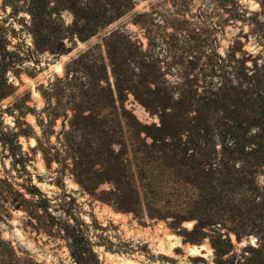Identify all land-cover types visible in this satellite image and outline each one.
Returning <instances> with one entry per match:
<instances>
[{
    "label": "trees",
    "instance_id": "1",
    "mask_svg": "<svg viewBox=\"0 0 264 264\" xmlns=\"http://www.w3.org/2000/svg\"><path fill=\"white\" fill-rule=\"evenodd\" d=\"M7 1H3V6L10 8L6 16H16L22 10L29 14L34 51L39 53H66L70 47L65 45V38L72 41L70 37L76 35L84 40L127 11V5L113 7L112 1L102 6L96 0ZM259 1L264 7V0ZM64 9L73 15L69 26L59 17ZM3 22L2 17L0 101L15 91L8 72H19L24 60L35 54L29 48L24 52L11 45L8 35L11 26H4ZM262 26L263 34L259 37L264 41ZM17 45L23 48L21 43ZM104 45L114 90L100 83L104 80L107 84L103 62L98 64L101 71L98 84L88 85V71L97 62L94 48H89L65 65L64 77H55L40 91L45 102L40 112L45 114L46 124L60 114L67 118L68 110L67 134L85 130L87 134H81L85 138L93 136L92 131L103 133L98 146L104 147H90L88 151L79 147L78 152L70 155L73 163L80 160L81 165H89L95 158L100 165L98 170H81L75 175L77 182L87 191L107 183L109 186L102 193L108 195L105 199L118 211L136 214L144 209L149 219L172 217L178 220L179 227L181 221H194L192 228L185 230L195 235L191 242L205 236L211 238L216 233L218 243L210 242L217 258L214 264H264V48L255 54L245 51L242 58L226 59L214 54L216 60L209 64V69L205 64L199 65L197 72L190 71L196 57L189 56L185 61L181 58L178 62L181 69L172 68L177 80L170 82L159 67L160 57L145 54L127 34L113 30L104 38ZM184 62L192 66L186 69ZM77 65L85 68V72ZM76 72L82 73L81 77ZM75 80L78 84H72ZM86 85L85 93L81 92V86ZM128 92L156 120L143 122L126 109ZM29 100L30 93L23 92L4 108L0 107L2 153L10 158L15 173L22 174L25 180L16 182L3 169L0 209L6 211V204L14 203L29 218H44V226L56 229L64 240L74 264H104L88 236V224L79 219L70 223L55 216L49 198L31 182L26 165L33 160L40 141L25 119L30 113L39 120V114L27 104ZM101 109L105 112H100ZM3 113L13 117L12 126L4 122ZM20 137L34 138L36 144L24 150ZM95 143L98 139H88L89 146ZM64 153L41 150L46 165L52 161L60 165V175L68 169L70 159ZM83 174L90 176L87 182L78 180ZM2 211L0 220L5 216ZM230 234L238 243L249 237L254 242L234 252ZM224 255L230 256L225 262ZM196 258L203 263V258ZM0 264L40 263L29 256L17 255L11 244L0 237Z\"/></svg>",
    "mask_w": 264,
    "mask_h": 264
},
{
    "label": "rangeland",
    "instance_id": "2",
    "mask_svg": "<svg viewBox=\"0 0 264 264\" xmlns=\"http://www.w3.org/2000/svg\"><path fill=\"white\" fill-rule=\"evenodd\" d=\"M3 1L8 2L0 0V18L3 17L4 26L8 24L11 26L9 30L13 28V31L8 30L11 45L17 46L24 52L29 48L35 54L24 60L19 72H8L9 78L15 85V91L0 101V107L4 108L23 92L30 93L27 104L39 114V120L37 122L35 116L30 113L25 119L34 129L40 143L37 145L38 151L31 157L33 160L26 165V168L31 174V182L49 198L51 212L58 218L67 219L70 223L75 219L87 223L88 236L104 264H214L217 258L210 242L214 240L218 243V240H215L216 233H212L211 238L205 236L197 242H191L190 239L195 235L186 233L185 230L192 228L194 223L192 220L181 221L179 227L178 220L172 217H167L165 220L149 219L144 209H139L136 214L118 211L112 202L105 199L108 195L102 193L108 188L107 183L100 184L95 190L91 188L90 190L93 191L85 190L77 182L75 175L86 168L98 170L100 165L96 163L95 158L91 159L93 161L89 165L88 163L81 165L80 160L73 163L70 155L78 152L79 147L82 151H88L90 147H104L102 144L98 146L103 133L98 130L92 131L93 136L85 138L81 135L87 134L85 130L81 133L67 134L70 131L68 110L67 118L60 114L50 124H46L45 114L40 112L45 106L40 91L55 77H64L65 65L89 48H94L97 67H92L88 71V85L98 84L101 75L98 64L103 62L106 67L107 84L104 80L100 83L106 88L109 85L114 90V79L104 45V38L113 30L127 34L145 54L158 55L159 67L163 73L166 72L165 76L170 82L177 80L172 68L181 69L178 65L181 58L185 61L189 56L196 57L194 69H190L194 72L199 65L205 64L206 69H209V64L216 60L214 54L226 59L242 58L246 55L245 51L255 54L264 48L262 47L264 41L259 37L263 34L261 28L264 24V7L260 1L96 0L101 6L109 1L114 2L113 7L122 4L121 8H123L127 5V11L84 40H80L76 35L70 37L72 41L65 38V45L70 47V50L63 54H52L49 51L35 52L34 37L31 26L28 25L29 14L22 10L16 16L8 17L6 15L10 8L4 7ZM106 7L110 8L111 5L106 4ZM59 17L65 26L72 24L73 15L70 10H61ZM17 43H21L24 49ZM249 63L250 61H246V64ZM189 65L192 66L184 62L186 69ZM69 68L73 69L76 66ZM79 68L85 72V68L80 66ZM75 74L77 77L82 75L80 72ZM78 82L75 80L72 84ZM81 88V92L85 93L88 87L86 85ZM116 104L118 106V102ZM124 106L143 122L150 123L156 120L148 115L130 92L127 93ZM100 112L105 110L101 109ZM3 117L4 122L9 126L14 124L11 115L3 113ZM93 138L98 139V143L89 146L88 139L91 141ZM80 141L82 144L77 146L75 143ZM20 142L24 150L36 144L34 138L26 140L20 137ZM69 147L74 150L71 151ZM41 150L52 153L55 150L64 151L66 158H70L68 169L60 175L58 172L60 165L55 161L46 165ZM4 168L15 177L16 182L24 183L22 174L15 173L11 168L10 158L2 153L0 147V174L3 173ZM88 178L90 176L83 174L78 180L87 182ZM18 188L23 191L19 186ZM25 196L29 197L27 193ZM5 210L0 209L5 214L0 220V237L11 244L17 255L29 256L40 264H74L64 240L58 236L56 229L44 226V218H29L27 213L22 208H17L14 203L6 204ZM98 226L103 227L104 230ZM230 238L234 252L239 251L248 242H254L253 237L243 238L239 243L236 242L233 234H230ZM192 244H204L205 248L200 255L190 254L187 245ZM197 256L203 258V263L198 261ZM229 257L224 255L222 258L225 262Z\"/></svg>",
    "mask_w": 264,
    "mask_h": 264
},
{
    "label": "bare ground",
    "instance_id": "3",
    "mask_svg": "<svg viewBox=\"0 0 264 264\" xmlns=\"http://www.w3.org/2000/svg\"><path fill=\"white\" fill-rule=\"evenodd\" d=\"M205 248L204 244H199V245H187V250L190 254H194V255H200L201 251Z\"/></svg>",
    "mask_w": 264,
    "mask_h": 264
}]
</instances>
